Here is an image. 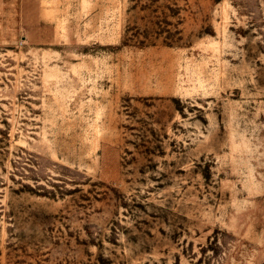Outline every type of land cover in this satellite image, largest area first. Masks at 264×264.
Returning a JSON list of instances; mask_svg holds the SVG:
<instances>
[{"label":"rangeland","instance_id":"1","mask_svg":"<svg viewBox=\"0 0 264 264\" xmlns=\"http://www.w3.org/2000/svg\"><path fill=\"white\" fill-rule=\"evenodd\" d=\"M0 264H264V0H0Z\"/></svg>","mask_w":264,"mask_h":264}]
</instances>
